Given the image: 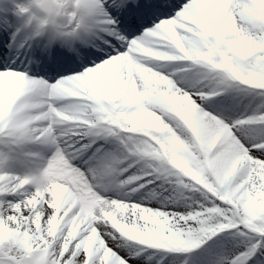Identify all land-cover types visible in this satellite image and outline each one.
Returning <instances> with one entry per match:
<instances>
[{
  "label": "snow or ice",
  "instance_id": "1",
  "mask_svg": "<svg viewBox=\"0 0 264 264\" xmlns=\"http://www.w3.org/2000/svg\"><path fill=\"white\" fill-rule=\"evenodd\" d=\"M19 13L20 27L0 23V137L52 155L39 175L0 173V264L149 251L189 264L226 231L248 243L222 264H264V0H32ZM233 90L256 101L250 115L218 107ZM177 186L204 203L132 199ZM129 243L139 251L121 254Z\"/></svg>",
  "mask_w": 264,
  "mask_h": 264
},
{
  "label": "rangeland",
  "instance_id": "2",
  "mask_svg": "<svg viewBox=\"0 0 264 264\" xmlns=\"http://www.w3.org/2000/svg\"><path fill=\"white\" fill-rule=\"evenodd\" d=\"M11 2L23 3L18 2L17 0H11ZM17 13H19V11ZM164 71H167V69H164ZM255 103L256 101L252 96L235 90L226 95L217 97L218 107L223 110L225 116L231 118H236L244 114L250 115ZM17 151V149L14 150V148L11 149L9 146L5 147L0 144V173H10L20 177H26L39 175L42 172V170L39 173L38 171H34L32 168L34 162L31 161L30 165H28L29 161H23L24 159L17 155ZM18 152L20 154L27 153L25 151ZM51 155L48 156V159ZM15 165L20 167L19 170L14 169ZM34 169L36 170L35 167ZM109 195L115 197L117 196V192L112 191ZM133 200L136 202L143 201L152 208H165V210L184 212L191 211L193 208L197 207L198 204L204 203L205 197L202 193L193 192L190 189H184L182 186H177V190L169 198L173 203L172 206H167L166 203L162 204L160 196L151 191H144L141 194H137ZM247 243L248 240H246L240 233L226 231L212 240H209L202 249L193 254V258L189 260V264H222L224 257L230 256L235 251L242 249ZM129 251L138 252L139 246L135 243H129L127 248L121 250V254H128ZM149 255L152 256V259L148 261L147 264H183L184 260L188 259L182 254H167L164 252L149 251L140 256L135 264H142V262L145 261V257Z\"/></svg>",
  "mask_w": 264,
  "mask_h": 264
},
{
  "label": "bare ground",
  "instance_id": "3",
  "mask_svg": "<svg viewBox=\"0 0 264 264\" xmlns=\"http://www.w3.org/2000/svg\"><path fill=\"white\" fill-rule=\"evenodd\" d=\"M20 2H23L22 4H20V3H16V5H14L15 6V9H16V11H19V9L23 6V5H25L26 4V0H19ZM30 1V0H29ZM21 5V6H20ZM19 6H20V8H19ZM4 8V7H3ZM9 10H11L10 8L9 9H7L6 11H8L9 12ZM0 13H1V10H0ZM9 18H11V20L9 19ZM4 19L5 20H2L1 19V16H0V21L3 23V22H8V24H11V26H13V25H17L18 27H20L21 25H20V22H18V20H17V18H16V15L14 14V13H10V14H8L7 16H4ZM12 21H14V23H12ZM38 39V38H37ZM39 40V39H38ZM37 41V40H36ZM164 71V70H163ZM47 74H50V73H47ZM53 76H54V74H52ZM8 140H10L9 138H7V137H0V144H1V146H5V147H7V146H9V141ZM30 140V142L27 140L26 141V147H25V149L29 152V154H27V157L26 158H24V161L26 160V159H28L29 160V162H28V165H30V163H31V161H33L34 163L32 164V168H33V170L34 171H38V173L39 172H41V170H43L44 169V167L46 166V164H47V162H48V156L49 155H51L52 154V151H51V149H50V147L49 146H47V145H44V144H42L41 142H37V141H32V139H29ZM20 144H22V142L20 143ZM10 148H12L11 147V145L9 146ZM30 153H32V154H34L33 156H31V154ZM38 155V156H37ZM30 157V158H29ZM22 163H23V161H22ZM34 167L36 168V170L34 169ZM19 166H16L15 165V167H14V169H16V170H19ZM160 183V181H157V184H159ZM149 188L150 189H155L156 188V185H149ZM114 192H116V191H114ZM145 192H147V190H145ZM153 193V192H152ZM159 195V194H158ZM160 196V195H159ZM132 199H135V195L134 196H132ZM160 201L162 202V204L164 203H166V205L167 206H172L173 205V203L171 202V200H169V196L167 195V193H165L164 194V198L162 199L161 197H160Z\"/></svg>",
  "mask_w": 264,
  "mask_h": 264
}]
</instances>
